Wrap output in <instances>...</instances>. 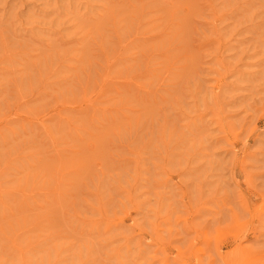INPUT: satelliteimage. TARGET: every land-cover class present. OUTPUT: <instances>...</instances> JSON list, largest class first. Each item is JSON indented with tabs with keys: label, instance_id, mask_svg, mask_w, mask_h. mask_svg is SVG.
<instances>
[{
	"label": "rangeland",
	"instance_id": "374dc122",
	"mask_svg": "<svg viewBox=\"0 0 264 264\" xmlns=\"http://www.w3.org/2000/svg\"><path fill=\"white\" fill-rule=\"evenodd\" d=\"M239 250L264 264V0H0V264Z\"/></svg>",
	"mask_w": 264,
	"mask_h": 264
},
{
	"label": "bare ground",
	"instance_id": "6f19581e",
	"mask_svg": "<svg viewBox=\"0 0 264 264\" xmlns=\"http://www.w3.org/2000/svg\"><path fill=\"white\" fill-rule=\"evenodd\" d=\"M238 254H239V257L237 258V260L230 262V264H235V263L245 264L244 261L248 260V258L253 255L252 253H249L247 251H242V250H239ZM238 262H241V263H238Z\"/></svg>",
	"mask_w": 264,
	"mask_h": 264
}]
</instances>
